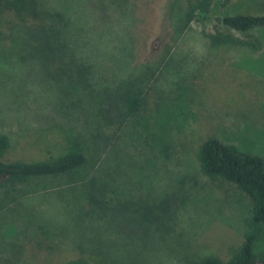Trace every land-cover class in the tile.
Wrapping results in <instances>:
<instances>
[{"label":"rangeland","instance_id":"rangeland-1","mask_svg":"<svg viewBox=\"0 0 264 264\" xmlns=\"http://www.w3.org/2000/svg\"><path fill=\"white\" fill-rule=\"evenodd\" d=\"M55 2L65 5L74 46L91 65L96 90L116 91L145 79V107L124 122L95 171L111 180L127 205L169 199L168 212L157 210L162 218L153 224L163 222L167 231H154L149 240L131 235L124 224L140 226L138 217L122 214L112 254L127 259L128 248L140 243L141 264H191L196 251L228 257L244 239L251 201L234 184L204 174L197 152L203 141L216 137L241 154L264 157V29L252 32L261 39L260 49L214 47L201 34L200 22L185 20L188 0ZM240 13L264 14V0H216L209 23ZM165 44L171 46L166 56ZM34 66L14 52L0 51V129L11 138L6 161L56 153L50 141L60 132L47 127L62 115L55 107L52 119L47 116L50 96L44 85L39 88L42 79ZM23 80L35 90L28 91ZM72 94L76 97V91ZM59 97L56 92L54 99ZM81 193L51 178L0 187V264L49 256L46 260L64 264L76 257L71 238L78 230L74 218L83 204ZM145 216L142 225L148 224ZM41 223L53 231L47 238L56 249L44 248L32 257L38 239L49 243ZM257 252L264 260V235Z\"/></svg>","mask_w":264,"mask_h":264},{"label":"trees","instance_id":"trees-1","mask_svg":"<svg viewBox=\"0 0 264 264\" xmlns=\"http://www.w3.org/2000/svg\"><path fill=\"white\" fill-rule=\"evenodd\" d=\"M215 1L188 0L185 20L200 22L201 34L211 46L241 45L260 49L261 39L252 32L264 29V14H229L218 18L219 23L210 24L209 16ZM230 1L224 0L225 4ZM64 7L56 4L55 0H0V51L14 52L19 59L32 60L42 79L37 80L38 86L44 85L43 89L48 91L46 95L50 96L45 100L47 116L52 119L55 107L62 115L59 120L52 119L47 127L49 129L53 125L51 129L58 130L60 134L54 135L50 141L56 153L45 158L6 161L4 156L11 147V138L0 129V187L15 189L17 185L32 180L51 178L58 185L80 188L83 204L74 218L78 230L71 238L78 254L64 264H141L140 243L128 248L130 256L127 259L112 254L115 250L113 236L119 233V217H123L122 214L137 216L140 226L128 228L124 224V232L149 240L154 231H167L166 224L164 229L161 226L163 222L153 224L162 218L157 210L168 212L170 200L166 198L138 207L133 202L127 205L117 197L119 192L111 180L104 181L101 175H96L95 167L119 137L124 122L137 116L145 107L147 98L141 85L145 79H135L129 86L116 91L104 89L100 93L96 90L92 67L74 46L70 19ZM237 32L246 33L249 37L241 38ZM170 51L171 46L165 44L163 54L166 56ZM25 87L30 92L35 90ZM73 91H76V97ZM56 92L60 97L54 99ZM93 96L97 101L92 102ZM197 159L204 174L234 184L249 196L251 216L247 219L243 241L228 257L210 251H196L189 257L191 264H264L257 252V245L264 235V157L241 154L220 139L209 137L200 144ZM115 200L117 205L113 204ZM145 214L148 224L142 225L140 218ZM101 218L104 222L99 223ZM39 228L45 230V239L48 240L53 231L46 230V223H41ZM60 233L63 234L64 229ZM48 242L38 239L34 245L35 252L30 253L32 257L44 248L56 249V244ZM28 258L12 264H60L46 260L48 258Z\"/></svg>","mask_w":264,"mask_h":264}]
</instances>
